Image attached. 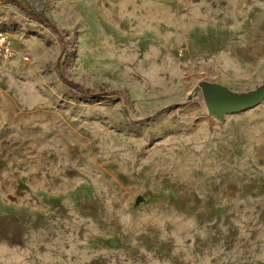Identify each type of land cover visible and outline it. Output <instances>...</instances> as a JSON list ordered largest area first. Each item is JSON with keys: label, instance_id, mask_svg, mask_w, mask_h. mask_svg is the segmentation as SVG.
Returning a JSON list of instances; mask_svg holds the SVG:
<instances>
[{"label": "rangeland", "instance_id": "rangeland-1", "mask_svg": "<svg viewBox=\"0 0 264 264\" xmlns=\"http://www.w3.org/2000/svg\"><path fill=\"white\" fill-rule=\"evenodd\" d=\"M153 1L20 0L55 32L0 0V264H264V99L222 118L200 99L263 81L260 17L200 52L199 2Z\"/></svg>", "mask_w": 264, "mask_h": 264}, {"label": "crops", "instance_id": "crops-1", "mask_svg": "<svg viewBox=\"0 0 264 264\" xmlns=\"http://www.w3.org/2000/svg\"><path fill=\"white\" fill-rule=\"evenodd\" d=\"M151 4L152 0H144ZM180 6L191 0H154ZM199 2V7L190 10L188 13V28L185 30V42H198L200 52L213 51L219 48L223 42L233 43L235 46L231 51L236 50V43L248 34L249 24L255 16L260 20L251 25L255 30H264V3H261L259 10L250 8L252 0H194ZM145 4V5H148ZM239 6L241 9H239ZM250 25V26H251ZM184 32V31H183ZM246 38V37H245ZM264 76V74H263ZM201 82V81H200ZM206 83V81H205ZM207 83H219L229 87L227 84L218 81Z\"/></svg>", "mask_w": 264, "mask_h": 264}, {"label": "water", "instance_id": "water-1", "mask_svg": "<svg viewBox=\"0 0 264 264\" xmlns=\"http://www.w3.org/2000/svg\"><path fill=\"white\" fill-rule=\"evenodd\" d=\"M200 94L207 111L222 118L227 112H237L260 104L264 99V76L258 86L241 91L232 90L219 83H203Z\"/></svg>", "mask_w": 264, "mask_h": 264}, {"label": "trees", "instance_id": "trees-1", "mask_svg": "<svg viewBox=\"0 0 264 264\" xmlns=\"http://www.w3.org/2000/svg\"><path fill=\"white\" fill-rule=\"evenodd\" d=\"M11 1L15 3L17 6H19L23 10V12H25V14L29 15L30 17L35 18L36 20L40 21L44 25L50 27V29H52L53 31L60 32L59 28L55 25V23L40 10L24 5L23 3L20 2V0H11ZM0 27L3 28L1 25ZM61 78L64 82L74 87L75 89L83 91L82 85L79 82L70 78L69 76L62 74ZM85 92H90V89H86ZM98 94H102V93L98 92Z\"/></svg>", "mask_w": 264, "mask_h": 264}, {"label": "built area", "instance_id": "built-area-1", "mask_svg": "<svg viewBox=\"0 0 264 264\" xmlns=\"http://www.w3.org/2000/svg\"><path fill=\"white\" fill-rule=\"evenodd\" d=\"M13 55V44L9 33L0 27V76L6 69L7 62Z\"/></svg>", "mask_w": 264, "mask_h": 264}, {"label": "bare ground", "instance_id": "bare-ground-1", "mask_svg": "<svg viewBox=\"0 0 264 264\" xmlns=\"http://www.w3.org/2000/svg\"><path fill=\"white\" fill-rule=\"evenodd\" d=\"M198 86L196 87V89L194 90V92L197 90Z\"/></svg>", "mask_w": 264, "mask_h": 264}]
</instances>
